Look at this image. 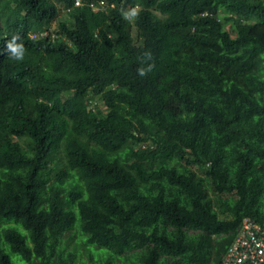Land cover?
I'll list each match as a JSON object with an SVG mask.
<instances>
[{"label":"trees","instance_id":"trees-1","mask_svg":"<svg viewBox=\"0 0 264 264\" xmlns=\"http://www.w3.org/2000/svg\"><path fill=\"white\" fill-rule=\"evenodd\" d=\"M38 2L0 0V29L47 23ZM140 3L136 38L113 11L61 23L79 52L25 81L27 146L0 140V264H221L242 218L264 221V0Z\"/></svg>","mask_w":264,"mask_h":264},{"label":"clouds","instance_id":"clouds-1","mask_svg":"<svg viewBox=\"0 0 264 264\" xmlns=\"http://www.w3.org/2000/svg\"><path fill=\"white\" fill-rule=\"evenodd\" d=\"M2 1L4 2V5H2L8 14L11 12H20L21 14L34 12L33 3H29L27 6L22 4V0ZM45 6H50L51 10L54 9L51 19L47 23H39L34 18L30 21L13 25L8 29H0V140H5L2 136L8 130L11 132V138L18 140L25 148L27 143L24 142V137L20 135L21 131L26 128L25 124H27L28 99L24 87L25 81L37 74L46 73L51 65L57 69L58 64L65 57L59 56L57 47L62 48L67 54L71 55L79 52L78 40L74 34L75 30L64 31L60 24L63 23L65 26L72 28L77 23L79 13L113 11L110 12L113 13L112 16L129 21L130 35L136 38L137 27L134 17L142 10L140 0H43V2L39 0L35 12L48 13L49 11ZM151 11L157 13L156 9ZM93 31L95 34L98 29L96 28ZM107 36L112 38V32L107 31ZM143 56L151 58V53L145 51ZM170 64L168 63L163 75L170 74L172 67ZM150 67H139L137 72L140 76H143L150 70ZM85 104L86 110L96 115H101L99 112L105 114L109 111L108 104L101 98L99 93H88L85 97ZM125 107L127 108V105ZM78 142L80 143L79 139ZM42 145L46 147L44 142ZM66 147L67 144H61L58 151ZM35 148H37V145ZM1 149L2 152H12L10 149L0 145ZM28 150L30 151V148ZM49 164H51L49 169L44 172L49 178L48 185L63 186L61 182H65L64 179L66 177L64 172L61 173L59 171V168L65 167H61L55 157ZM0 165H2V162H0ZM4 168L5 166L3 165V168H0V172ZM246 220L264 224V221L260 222L251 217H243L234 238L221 259V264H223L229 247L239 235Z\"/></svg>","mask_w":264,"mask_h":264},{"label":"built area","instance_id":"built-area-1","mask_svg":"<svg viewBox=\"0 0 264 264\" xmlns=\"http://www.w3.org/2000/svg\"><path fill=\"white\" fill-rule=\"evenodd\" d=\"M223 264H264V224L244 221Z\"/></svg>","mask_w":264,"mask_h":264},{"label":"rangeland","instance_id":"rangeland-1","mask_svg":"<svg viewBox=\"0 0 264 264\" xmlns=\"http://www.w3.org/2000/svg\"><path fill=\"white\" fill-rule=\"evenodd\" d=\"M17 263V262H16ZM18 264V263H17Z\"/></svg>","mask_w":264,"mask_h":264}]
</instances>
